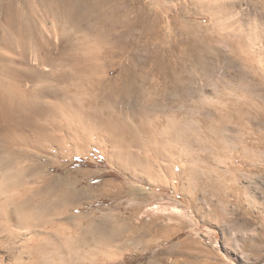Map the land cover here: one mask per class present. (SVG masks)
<instances>
[{"label":"rangeland","instance_id":"obj_1","mask_svg":"<svg viewBox=\"0 0 264 264\" xmlns=\"http://www.w3.org/2000/svg\"><path fill=\"white\" fill-rule=\"evenodd\" d=\"M79 1L77 24L58 19L52 0L1 4L6 12L13 3L20 29L49 36L58 28L64 44H79L85 96L115 62V101L92 106L110 119L114 141L47 153L35 202L81 238L82 252L95 247L98 264H264V0ZM127 23L120 63L103 58ZM179 24L187 34H175ZM7 33L0 26V37ZM223 36H242L252 59ZM122 64L131 71L120 76ZM121 89L131 106L117 98ZM74 190L85 194L71 198ZM169 230L179 233L164 241Z\"/></svg>","mask_w":264,"mask_h":264},{"label":"bare ground","instance_id":"obj_2","mask_svg":"<svg viewBox=\"0 0 264 264\" xmlns=\"http://www.w3.org/2000/svg\"><path fill=\"white\" fill-rule=\"evenodd\" d=\"M1 4L2 0L0 26L8 29V33L0 37V49L3 50L2 53L0 51V264H98L96 256L91 255L92 252L98 254V250L94 247V250L90 248L93 250L91 253L82 252L81 238L66 235L62 223L45 214L44 202H35L32 188L39 174L37 178L45 179L46 174H41L48 169L42 167L47 153L55 150L65 154V149L70 151L72 148L85 150L91 143L101 144L103 138L111 140L116 136L107 124L110 119L102 108L92 107L106 106L101 103L115 101L112 98L115 94L114 81L109 78L115 62L109 60L105 73L94 77L93 87L96 91L85 96L88 92L81 87L83 81L80 78L81 67L78 66L79 44L74 41L64 44L58 28L51 31L49 36L38 32L33 26L20 29L15 24L19 20L18 17L16 19L19 11L16 12L13 3L7 4L6 12L1 10ZM48 6L59 11L58 19L74 24L79 22V0H52ZM199 6L213 9L203 2H199ZM214 12H211L212 15ZM230 12L223 10L220 14L229 16ZM173 21L178 22V18L174 17ZM127 24H124L123 32L114 35L107 50L109 53L103 58L117 57V63H120L122 55L128 50L124 38L134 25ZM222 24L224 27L231 25L226 21ZM152 28L153 25L147 27L146 33ZM175 34H187L186 27L179 24ZM222 39L241 56L252 59L249 52L243 49L242 36H235L234 39L223 36ZM68 45L73 50L71 54L66 52ZM177 46L173 43L167 51ZM159 68L164 73L161 64ZM127 71H131L130 67L122 64L120 76ZM120 94L117 98L121 97L126 106H131V95L125 94L124 90ZM73 106H78L79 110ZM114 151L116 154L120 152L122 158L125 156L123 151ZM120 154L115 158L122 159L119 158ZM121 162L124 165V161ZM70 192L71 198L85 194L80 190ZM178 233L179 230H169L162 236L163 240L168 241Z\"/></svg>","mask_w":264,"mask_h":264}]
</instances>
